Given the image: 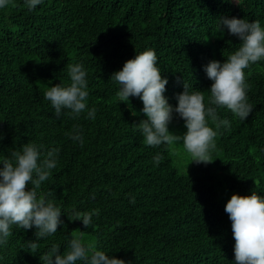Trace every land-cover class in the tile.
I'll list each match as a JSON object with an SVG mask.
<instances>
[{"label":"trees","instance_id":"trees-1","mask_svg":"<svg viewBox=\"0 0 264 264\" xmlns=\"http://www.w3.org/2000/svg\"><path fill=\"white\" fill-rule=\"evenodd\" d=\"M221 16L264 25V0H43L31 12L23 0H10L0 9V158L28 141L59 147L57 166L38 191L61 207L64 222L44 239L34 228L13 225L0 264H41L51 243L62 254L66 240L81 231L86 243L131 264H232L224 205L233 193L255 191L264 199V60L244 70L249 116L240 121L218 109L230 127L219 130L207 164L190 162L182 143L145 145L136 125L144 118L142 101L119 102L110 79L136 52L151 48L167 77L170 104L183 81L203 91L206 102L212 81L202 65L223 62L239 47L227 30L219 33ZM75 62L86 68L95 119L57 118L44 99L47 87L69 82L67 65ZM74 124L83 130L82 146L67 135ZM169 128L185 130L178 117ZM157 152L163 159L154 166ZM174 156L187 161L178 165ZM73 209L94 212L93 223L85 228L69 220ZM32 240L35 251L27 246Z\"/></svg>","mask_w":264,"mask_h":264},{"label":"clouds","instance_id":"clouds-1","mask_svg":"<svg viewBox=\"0 0 264 264\" xmlns=\"http://www.w3.org/2000/svg\"><path fill=\"white\" fill-rule=\"evenodd\" d=\"M223 2L231 3V0ZM9 3L10 0H0V9H5ZM42 3L43 0H23L29 12ZM217 28L221 35L227 30L229 36L238 38L239 47L223 62L213 59L202 65L207 78L212 81L206 102L203 91L193 87L189 90L183 81V91L175 94L176 104H170L164 95L167 77L161 75L158 57L151 48L136 52L111 74L110 79L118 86L119 102L128 103L130 97L142 101L140 112L144 118L136 125L145 145L159 147L182 143L190 162L207 164L213 161L211 151L219 130L230 127V120L221 118L218 109L230 110L240 121L252 112L244 70L264 60V25L255 20L221 16ZM67 75V84H55L43 92L54 115L59 118L66 114L75 120L83 114L86 119H95V106H88L89 82L85 66L81 62L70 63ZM174 117L183 120L185 130L182 134L169 128ZM67 135L74 143L83 145V130L78 124H74ZM59 152V147L45 148L43 144L28 141L19 149H12L9 156L0 158V247L6 245L13 225L23 230L34 228L37 239L52 236L57 232V226L63 225L61 207L49 198V194L38 191L57 166ZM162 159L160 152L153 155L154 166ZM130 202L133 201L130 199ZM224 211L231 222L234 239L232 264H264V199H260L255 191L249 195L233 193L225 203ZM94 215V212L73 209L67 217L81 221L88 228ZM82 234L83 231L69 237L62 254L60 244L51 243L39 256L41 264H131L86 243ZM27 246L33 251L37 249L34 240L28 241Z\"/></svg>","mask_w":264,"mask_h":264},{"label":"rangeland","instance_id":"rangeland-1","mask_svg":"<svg viewBox=\"0 0 264 264\" xmlns=\"http://www.w3.org/2000/svg\"><path fill=\"white\" fill-rule=\"evenodd\" d=\"M174 162L177 163L178 165L179 164H182V163H186L187 159L185 157H181L179 156L178 158L174 156ZM184 170H181V172H183ZM225 195L226 193H224L223 191L221 192V195H220V199L221 200H224L225 199Z\"/></svg>","mask_w":264,"mask_h":264}]
</instances>
